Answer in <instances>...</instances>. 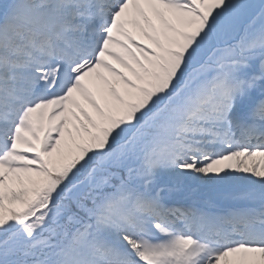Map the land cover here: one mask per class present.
Segmentation results:
<instances>
[{
    "label": "snow or ice",
    "instance_id": "obj_1",
    "mask_svg": "<svg viewBox=\"0 0 264 264\" xmlns=\"http://www.w3.org/2000/svg\"><path fill=\"white\" fill-rule=\"evenodd\" d=\"M0 264H264V0L0 3Z\"/></svg>",
    "mask_w": 264,
    "mask_h": 264
},
{
    "label": "bare ground",
    "instance_id": "obj_2",
    "mask_svg": "<svg viewBox=\"0 0 264 264\" xmlns=\"http://www.w3.org/2000/svg\"><path fill=\"white\" fill-rule=\"evenodd\" d=\"M8 0H0V3H6Z\"/></svg>",
    "mask_w": 264,
    "mask_h": 264
}]
</instances>
